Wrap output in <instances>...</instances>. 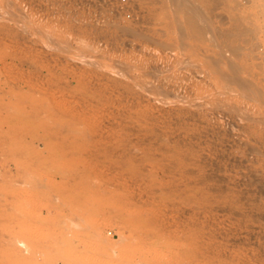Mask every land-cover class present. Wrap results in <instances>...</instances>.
<instances>
[{"label": "rangeland", "instance_id": "rangeland-1", "mask_svg": "<svg viewBox=\"0 0 264 264\" xmlns=\"http://www.w3.org/2000/svg\"><path fill=\"white\" fill-rule=\"evenodd\" d=\"M0 264H264V0H0Z\"/></svg>", "mask_w": 264, "mask_h": 264}, {"label": "bare ground", "instance_id": "bare-ground-1", "mask_svg": "<svg viewBox=\"0 0 264 264\" xmlns=\"http://www.w3.org/2000/svg\"><path fill=\"white\" fill-rule=\"evenodd\" d=\"M62 112H63V111H62ZM59 113H60V111H59ZM55 114H56V113H55ZM57 114H58V113H57ZM57 114H56V115H57ZM61 114H63V113H61ZM58 116H59V118L61 119V116H62V115L60 116V114H58ZM62 117H63V116H62ZM57 120H58V119H57ZM10 122H11V121H10ZM6 123H7V122H6ZM13 126H14V125H13ZM7 127H8V126H7ZM8 128H9V127H8ZM12 128H13V127H12ZM1 129H2V128H1ZM10 129H11V127H10ZM1 131H2V130H1ZM7 131H8V130H7ZM9 131H10V130H9ZM9 131H8V132H9ZM3 132H4V131H3ZM3 132H2V133H3ZM8 132H7V133H8Z\"/></svg>", "mask_w": 264, "mask_h": 264}]
</instances>
